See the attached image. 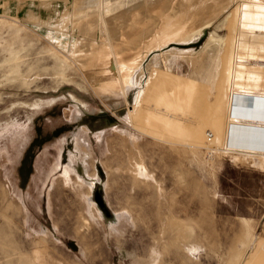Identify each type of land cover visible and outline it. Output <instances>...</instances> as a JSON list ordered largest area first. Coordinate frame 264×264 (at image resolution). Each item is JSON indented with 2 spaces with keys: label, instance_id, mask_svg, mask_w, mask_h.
Here are the masks:
<instances>
[{
  "label": "rangeland",
  "instance_id": "obj_1",
  "mask_svg": "<svg viewBox=\"0 0 264 264\" xmlns=\"http://www.w3.org/2000/svg\"><path fill=\"white\" fill-rule=\"evenodd\" d=\"M255 43L264 0H0V264H264Z\"/></svg>",
  "mask_w": 264,
  "mask_h": 264
},
{
  "label": "bare ground",
  "instance_id": "obj_2",
  "mask_svg": "<svg viewBox=\"0 0 264 264\" xmlns=\"http://www.w3.org/2000/svg\"><path fill=\"white\" fill-rule=\"evenodd\" d=\"M238 40H241L242 41V39H239L238 38ZM240 41V42H241ZM244 41V40H243ZM244 45H245V41L244 42H242ZM248 45V44H247ZM263 44L262 43H255V44H251V45H249V46H253V48H258L259 46H262ZM263 47H264V45H263ZM238 74V73H237ZM238 76H239V74H238ZM238 76H237V78H235V79H237V81L234 79V82H236V83H240L239 82V80H238ZM139 91H141V90H139ZM138 91V92H139ZM141 92H139L138 94H137V96L135 97V101H134V105H133V108L132 109H134V107H136L138 104H139V102L141 101L140 100V96H141ZM164 102V101H163ZM165 104V103H164ZM130 110V109H129ZM255 119V118H254ZM139 166V165H138ZM141 166V165H140ZM69 167V166H68ZM142 167H140V169H141ZM142 170H143V168H142ZM143 172H144V170H143ZM145 173V172H144ZM144 173H140V174H144ZM95 195H96V201H97V203H98V205L101 207V209H102V211H104V213H105V215L107 214V215H109L110 213L106 210V209H104L103 208V204L101 203V201H100V197H101V195H100V192L98 191V192H96L95 193ZM117 218V217H116Z\"/></svg>",
  "mask_w": 264,
  "mask_h": 264
},
{
  "label": "crops",
  "instance_id": "obj_3",
  "mask_svg": "<svg viewBox=\"0 0 264 264\" xmlns=\"http://www.w3.org/2000/svg\"><path fill=\"white\" fill-rule=\"evenodd\" d=\"M27 126L22 123H13L11 124V127L7 128V126L0 127V136H6V134H10V136L13 135H21L24 134Z\"/></svg>",
  "mask_w": 264,
  "mask_h": 264
}]
</instances>
